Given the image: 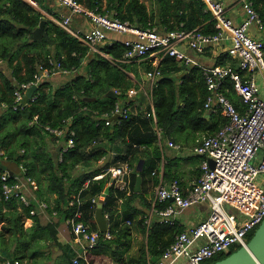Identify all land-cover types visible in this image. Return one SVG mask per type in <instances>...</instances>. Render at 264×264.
I'll return each mask as SVG.
<instances>
[{
	"label": "trees",
	"instance_id": "16d2710c",
	"mask_svg": "<svg viewBox=\"0 0 264 264\" xmlns=\"http://www.w3.org/2000/svg\"><path fill=\"white\" fill-rule=\"evenodd\" d=\"M84 1L89 9L111 13L121 21L136 24L141 29L153 28L155 25V14L149 12L145 3L140 0H106V8L102 7L104 0ZM251 1L254 7V2ZM159 5L161 15L157 20L164 30L179 29L180 23H183V27L180 28L193 30L202 23V20L208 18L209 12L204 11L206 7L201 0H173L170 4L168 0H159ZM42 20L45 21L44 34L41 39L34 40L33 30ZM42 20L39 12L23 0H0V61L6 62L12 68L11 75L14 79L12 81L0 69V107L3 106V112L0 115V148L4 150L7 161H14L26 168V175L38 185L36 195L38 191H41L42 184L46 185V190L49 193L56 195L53 211L59 213L70 206L69 202L76 199L77 195L82 200L87 199L91 205L94 203L93 200L103 193L109 181L108 177L99 181L92 180L102 167L90 168L88 173L85 170V168L93 167L105 155V148L96 147L98 144H111L113 147L117 140H121L122 153L116 155L113 162L126 163L130 168L134 167V161L138 154L142 158L148 157L149 154L156 158L160 156V153L158 147L153 144L155 132L153 133L150 125L153 121L152 118L129 117L120 125L116 123L106 125V119L103 116L111 114L118 100L127 98H125V92L128 90L129 84L126 81L122 82L123 73L117 67L110 65L105 58L97 53H93L94 55L92 54L88 62V78L77 77L54 92L49 83L41 82L34 92V96H36L34 101L29 100L25 106L13 109L14 82H34L39 75L37 65H41L44 69L50 68L49 59L61 63L62 68L66 70H73L78 67L80 59L88 51V47L83 46L64 29L50 21ZM200 28L203 33L214 32L210 23ZM48 45L56 46L54 55L50 53ZM23 49H26V52L21 54ZM207 49L204 57L208 55ZM102 50L113 59H121L125 47L122 42L115 41L111 45H105ZM16 54L21 59L17 60ZM235 62V59L229 55L221 53L212 66L231 65L235 67ZM157 69L160 72V77L156 79L151 95L156 124L162 131L170 135L174 128L195 129L200 126L199 128L203 127L205 131H208V135H211L226 122V119L219 113L208 112L203 108L207 90L203 73L199 67H190L185 62L164 57ZM146 70L147 73L152 70V67L149 66ZM177 78L180 83H177ZM226 86H228L227 97L240 109L228 81H226ZM113 87L120 91V94L116 95L118 100L104 97ZM92 97H96L97 100L95 102L85 100V98ZM137 100L139 101V99ZM139 102L142 104L141 101ZM94 111L97 112V117H94ZM69 118H71V123L67 125L66 122ZM45 125L51 128H63L65 136L57 142L53 135L41 129ZM71 132L74 133V146L65 153H59L60 160L58 168L55 169L52 154L47 152L42 144L48 136L52 143L60 145L67 140ZM141 146H144V149L139 150L138 148ZM147 148L149 152L146 150ZM20 149L23 150L22 155L18 154ZM28 156L31 159L27 160ZM109 165L107 163L105 167ZM152 169L153 166L148 169L143 167L139 173L143 182L146 173H150ZM80 172L81 174H79ZM136 175L137 171L134 170L131 176L132 189L129 195L125 196V192L119 189L113 191L112 186L109 189L103 214L107 212L109 214L107 225L112 238L98 243L97 254L107 253L116 258L121 255V252L128 249L130 225L126 223L120 225L118 216L109 208L114 201L112 193L116 191L117 196L125 199L122 205L123 221L131 222L132 226L133 217H135V227L144 237L143 241L139 243L137 254L126 258L124 264H148V255L151 264H156L164 249L174 241L182 229L177 223L150 222L147 226L145 223L147 216L144 212H141L142 216L137 218V211L132 207L135 200L141 198L143 203L147 204V209L150 207L143 193H134L133 191ZM87 180L89 185L84 188V183ZM154 182L157 183V180ZM0 204L9 210L2 215L8 216L10 224H14L10 225L11 231L15 230L18 224L21 225L24 215L32 217L29 215V208L24 205L20 206L22 211H17L18 206L15 200L6 202L0 196ZM164 205L159 204L158 209L159 207L161 210L164 209ZM73 211L74 208L71 207L69 212L72 214ZM82 212L80 220L86 223V211L83 207ZM253 233L248 235V240ZM236 249L238 247H232L231 252ZM225 256L220 255L208 263L220 260ZM14 261L19 263V260L10 262ZM88 262L94 264L95 261L89 260ZM80 263L86 264L83 258L78 259V264Z\"/></svg>",
	"mask_w": 264,
	"mask_h": 264
},
{
	"label": "built area",
	"instance_id": "2783aa9c",
	"mask_svg": "<svg viewBox=\"0 0 264 264\" xmlns=\"http://www.w3.org/2000/svg\"><path fill=\"white\" fill-rule=\"evenodd\" d=\"M23 1L41 12V20L47 16L41 11L40 5L51 0ZM52 1L69 11L54 21L92 50L97 44L106 41L110 32L134 37L122 41L125 52L119 63H135L147 58L160 62L164 57L173 58L178 62H188L190 61L188 50L202 56L208 47L226 43L222 53L235 59V67L199 66L207 90L204 110L219 113L226 119L213 134L197 140V145L193 148V151L202 157L199 180L187 194H183L176 179L167 183L160 181L152 200L154 208L167 203L160 211L162 216L160 223L174 224L173 216L177 212L201 203L208 204L209 213L197 225L178 233L174 241L164 249L156 264H205L220 255H228L232 247L245 246L248 235L256 230L264 219V92L257 84L259 77L264 81V43L248 33L252 24L260 28L264 26V16L256 12L251 0H237L242 4L246 18L239 25H235L227 15L226 0H201L212 17L213 33H203L200 29L164 30L154 27L141 29L136 24L121 21L111 13L89 9L80 0ZM73 14L83 15L89 23V29L83 33L71 30L70 21ZM49 64L50 68L40 69L41 72L45 71L47 76L57 72L63 74L70 72L54 59H49ZM42 77L37 76L34 82H14L13 109L23 107L22 101L26 91L32 86H37ZM158 77L160 72L157 67L146 73V79L151 82L152 89ZM226 81L240 99L242 110L227 97ZM138 93V90L131 89L128 91L131 98L118 100L109 115L110 118L108 115L103 116L106 125L112 123L120 125L122 121L131 117V109L139 104V101L133 98L137 97ZM35 99L36 96L32 95L29 100ZM113 117L117 120L112 121ZM146 117L152 118L156 123L152 102ZM41 129L53 135L57 142L65 136L63 128L45 125ZM156 132L160 139L161 130L157 128ZM73 135L71 132L67 140L61 143L60 154L73 148ZM168 146L180 148V145L171 141L168 142ZM209 159L213 161V167ZM0 160L7 161L5 152L1 149ZM19 168L16 174L0 168L2 200L6 202L15 200L20 205L28 207L29 215L32 217L46 212L49 205L39 200L35 194L38 190L37 183L26 175V168L22 164H19ZM131 171L124 163L107 172L112 177V183L123 190L127 188V176ZM102 176L104 175L95 176L93 179L97 180ZM81 202L78 196L70 201L69 204L74 211L66 219V223L76 237L85 241L87 249H93L100 241L110 240L112 235L108 225L104 233L90 231L88 225L80 220L83 213ZM52 212L53 215L57 213ZM145 223L149 225V221ZM126 224L131 225V222L126 221ZM84 260L89 264L86 259ZM72 262L78 264V259L73 258ZM6 264L19 263L7 261Z\"/></svg>",
	"mask_w": 264,
	"mask_h": 264
},
{
	"label": "crops",
	"instance_id": "0c3cea01",
	"mask_svg": "<svg viewBox=\"0 0 264 264\" xmlns=\"http://www.w3.org/2000/svg\"><path fill=\"white\" fill-rule=\"evenodd\" d=\"M81 1L82 4L85 7H87L85 1L84 0ZM140 1L145 3L149 12H153L155 14L154 28L164 29V27H161L162 25H160L159 21L157 20L158 17H160L161 15L159 13L160 12L159 0H140ZM168 1L169 4L173 2V0H168ZM253 2H254V9L256 10V12L260 16H264V0H253ZM40 6H41V11L45 12L47 15L44 17V19L52 22L55 25H58L54 21L55 19H59L60 16L69 13L67 8L59 7V5L52 0L46 4L41 3ZM102 7L106 8V0L103 1ZM226 9H227L228 17L235 25H239L246 18L242 4L237 0H226ZM37 11L41 15V12L39 10ZM204 11L208 13L207 10ZM170 23L172 24V22ZM209 23L214 29L212 17L210 13H208L207 19H205L204 21L202 20V23L199 24L198 27H195L193 29H201L200 28L201 26L205 27ZM179 26L183 27V23H180ZM70 28L75 32L83 33L87 29H89V23L83 15L73 14L71 16ZM248 33L251 37L260 40L264 43V26L260 28L257 25L252 24L249 26ZM127 38L133 39L134 37L130 35H122V34L110 32L107 34L106 41L97 44L94 47V50H92L82 41L76 38L83 46L88 47V51L85 54V56L80 59V63L78 67L73 70H70L68 74L57 72L54 75L47 76L45 75V71L40 72V69L42 68L41 65H37L38 66L37 69L39 70L38 76L39 77L43 76L41 78V82L49 83L52 91L54 92L58 90L61 86L69 84L70 82L74 81L77 77L83 76L85 78H88L89 77L87 73L88 62L92 57V54L97 53L101 57L105 58L110 65L112 66L114 65L123 73L122 82L126 81L129 84V88L125 92V98L126 97L131 98V96L128 95L129 90L135 89L139 91L138 96L137 97L135 96L133 98H135V100L139 99V101H141L142 104H140L139 102V104H137L135 107L131 109V117H135V118L146 117V113L148 112L149 106L152 102V95H151L152 86H151V82L148 79H146V71H147L146 69L149 66H151L152 69L158 67L161 61L159 62V61H155L153 58H147L140 62H135V63H122V62L119 63L118 62L119 59H113L106 52L102 50V48L105 45H111L115 41L122 42ZM225 45L226 43L223 42L219 45L208 47L207 49L208 55L206 57H204V55L200 56L191 50L188 51L186 50L187 55L190 58V61L185 63L190 65V67H194V66L199 67L200 65L212 66L214 65L213 63L215 62L216 58L222 53L223 47ZM48 49L50 50V53L54 55L56 51V46L48 45ZM25 52L26 49H23L21 51V54H24ZM198 58L200 59L198 60ZM16 59L17 60L21 59V57L18 54H16ZM179 62H183V61H179ZM3 65L4 68H6L5 71L3 70L4 74L8 78H11L13 81L14 79L11 75L12 68L8 66L6 62H3ZM2 66L0 67V69L2 68ZM59 76H66L68 78H63V77L60 78ZM176 81L177 83H180L178 78L176 79ZM226 88L228 91V86H226ZM109 91H112L113 95L115 96V99H117L116 95L120 94V91L114 87L110 88ZM108 92L104 95V97L105 96L107 97ZM92 98L95 99L92 102H95L97 100L96 97H92ZM92 98H85V100ZM236 101L239 104L240 110H242L243 105L237 96H236ZM2 107H0V115L3 112ZM84 109L86 110L87 108ZM96 115L97 112L94 111V117H97ZM66 123L67 125L70 124L71 118H69ZM150 125L151 128L153 129V133L155 132V134H153L155 137L153 144L156 145V147H158L160 156L154 158L152 154H149L148 157L142 158V156L138 154L134 161V167L131 168L132 171L127 176L128 185L126 189L122 190L117 188L115 184L112 183V177L107 172L109 169L116 168L124 164L123 162H116V161L115 163L113 162V158L116 155L122 153L121 151L123 149V145L121 144V140H117L114 143L113 147H111V144L104 143V148L106 150V153L102 157V159L96 164H94L93 167L85 168V170L88 173V170H90V168L93 169L95 167L96 168L102 167L100 172L96 174V176L101 174L104 176H102L97 180L93 179L95 177L94 176L92 180L99 181L102 180L104 177H108L109 181L107 182L105 188L109 187L110 189V187L112 186L113 191L119 189L120 191H124L125 196H127L131 193V189H132L131 176L133 171L136 170V166L138 162L142 160L143 167L144 168L147 167V169L153 166L152 171L150 173L148 172L146 173L144 182L142 179V183H141V193H143V196L146 198V201H148V206L150 208L147 209V204L143 203V200L141 198H138L132 204V207L135 208L137 211L136 212L137 218H140L142 216L141 212H144L147 216L145 217L146 218L145 222L149 221V224L150 222L151 223L159 222L162 217L160 214L161 211L160 207L158 209V206L154 208L152 205V200L155 194V190L160 181L167 183L171 180H175V179L178 180L183 194H187L196 185L201 174L200 162L202 160V157L195 154L193 148L195 145H197V140H200L204 136L209 134L208 131H205L203 127L199 128L200 127L199 126L195 129L194 128L186 129L185 127L174 128L171 130L170 135H168L165 131H162V129L159 128L156 125V123H154V121H152V124ZM157 128L161 130L160 139H158V135L156 132ZM162 136L164 137L163 140H162L163 138ZM169 141L177 145H180V148L176 149L169 147L168 146ZM42 146L45 147L46 151L51 153L53 156V153L56 149L55 147H57L58 145L52 143L48 139V136H46ZM0 149L4 152L2 148ZM138 149L142 150L144 149V146H141ZM146 150H148L149 152L148 148ZM18 154L22 155L23 150L22 149H20V151L18 150ZM29 159H31L30 156H28L27 160ZM58 160H60V155H58ZM0 163H2L1 160ZM107 163H109L110 165L108 167H105ZM79 174H81V172ZM155 180H157V183L154 182ZM85 185L87 186L89 185L88 180L84 183V188L87 187ZM40 190H41L40 192L39 191L37 192V198L39 200L45 201L49 205L48 210L34 217H28L24 215L22 217L23 218L22 223L20 222L21 225L18 224V227L15 230L13 229L11 231L9 229L10 225H14V224L13 223L10 224V221L8 220V216L2 215L9 211L8 208L0 204V264H6L7 261L12 262L13 260H19L20 264H73L72 262L73 258H77V259L83 258L86 259L87 261L94 260L95 261L94 264H100V263L124 264V261L122 260H125L126 258L131 256H135L137 254V249H132V245L136 242L143 241L144 237L135 227V222H134L136 219L135 217H133L134 221L132 222V226L130 225L131 231H130V237H129L130 241H129L128 249L121 252L120 253L121 255L116 258H113L107 253L104 254L101 253L98 255L97 250L99 248V245H97V247L93 249H87L85 241L81 240L80 237H76L72 233L70 226H68V224L66 223V219L69 216H71V212H69L71 206H67L65 210L59 213L57 211L56 215H53L52 211L54 210L53 206L56 199V195L53 193H49L46 190L45 184L41 185ZM106 197L107 195L103 197L101 194L99 197L93 200L94 203H91V205L87 201V199L84 200L80 199L82 201L81 202L82 207L85 208L86 211L85 212L87 218L86 224L88 225L91 232L94 233L100 232L95 221V213L99 203H102L103 207L105 206V204L107 203ZM112 197L114 198V201L109 208L114 211L116 216H118V222L120 225L126 223V221H123V215H122L123 214L122 205L125 199L121 198L120 196H117L116 191L112 193ZM73 200L75 199H72L71 201ZM16 204L18 206L17 211H22L20 207L21 205L17 202ZM164 204H165L164 206L167 205V203ZM208 213H209L208 204L201 203L177 212L173 216V219L175 223H177V225L181 227L182 230H185L197 225L200 221H202L208 216ZM103 215L107 222L106 216L107 217L109 216L108 212ZM72 253H74L73 258L71 257ZM159 259L157 260V262L159 261ZM148 264H151V259L149 255H148Z\"/></svg>",
	"mask_w": 264,
	"mask_h": 264
},
{
	"label": "water",
	"instance_id": "95a60500",
	"mask_svg": "<svg viewBox=\"0 0 264 264\" xmlns=\"http://www.w3.org/2000/svg\"><path fill=\"white\" fill-rule=\"evenodd\" d=\"M45 26V21H40L39 25L33 30V39L39 40L43 36V30ZM36 87H31L28 89L25 93V96L22 101V105L25 106L30 97L35 92ZM141 96V95H140ZM107 97H111L115 99V96L113 95L112 91H109L107 94ZM142 98V97H141ZM95 100L87 99L86 101L92 102ZM112 121H116V117H113L111 119ZM96 147H104V143L98 144ZM62 145H58L53 153V162L55 169L58 168V155L61 151ZM209 163L211 167H213V161L209 159ZM1 169L8 170L11 174H16L19 172L20 168L18 163L11 161V162H4L0 164ZM143 169V161H139L136 166V171L138 174L135 177V183H134V193H141V183L142 178L140 176V172ZM109 193V187H106L102 193V196L105 197ZM95 221L98 226V229L101 233H104L106 231L107 222L103 215V204L99 203L96 209L95 213ZM71 257H74V253L71 254ZM208 264H264V219L259 224V226L254 231L251 238L247 241L245 246L239 247L235 251L229 253L224 258L208 263Z\"/></svg>",
	"mask_w": 264,
	"mask_h": 264
},
{
	"label": "rangeland",
	"instance_id": "374dc122",
	"mask_svg": "<svg viewBox=\"0 0 264 264\" xmlns=\"http://www.w3.org/2000/svg\"><path fill=\"white\" fill-rule=\"evenodd\" d=\"M200 58H198V60H199ZM3 65V62L2 61H0V67ZM5 69L6 68H4V65L2 66V68H1V70L3 71H5ZM60 78H68V77H66V76H59ZM257 84H258V86H259V88H260V90L261 91H264V81H263V79H261L260 77H259V79H258V81H257ZM163 137V136H162ZM164 139V137L162 138V140ZM109 151V150H108ZM195 153V152H194ZM196 154V153H195ZM228 211H229V209H227ZM232 213H234V212H232ZM255 231V229L252 231V232H254ZM251 232V233H252ZM140 241V240H139ZM139 243L140 242H136V243H134L133 245H132V249H138V246H139ZM122 261H124L125 262V260H122ZM101 264V263H100ZM206 264V263H205Z\"/></svg>",
	"mask_w": 264,
	"mask_h": 264
},
{
	"label": "clouds",
	"instance_id": "9594fccd",
	"mask_svg": "<svg viewBox=\"0 0 264 264\" xmlns=\"http://www.w3.org/2000/svg\"><path fill=\"white\" fill-rule=\"evenodd\" d=\"M41 72V71H40ZM39 83H41V81L39 82ZM38 86V85H37ZM37 86H32V87H36V89H37ZM30 89V88H29ZM36 91V90H35ZM33 95H34V93H33ZM61 145V144H60ZM6 162H11V161H6ZM2 163H4V162H2ZM19 165V164H18Z\"/></svg>",
	"mask_w": 264,
	"mask_h": 264
}]
</instances>
